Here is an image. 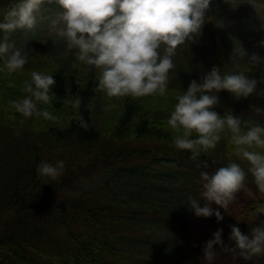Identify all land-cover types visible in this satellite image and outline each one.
I'll list each match as a JSON object with an SVG mask.
<instances>
[{
  "label": "trees",
  "instance_id": "16d2710c",
  "mask_svg": "<svg viewBox=\"0 0 264 264\" xmlns=\"http://www.w3.org/2000/svg\"><path fill=\"white\" fill-rule=\"evenodd\" d=\"M19 2L0 0V22ZM262 25L264 0H211L200 34L172 57L176 67L166 94L140 98H109L98 90L99 70L78 61L53 30L12 33L10 40L28 53V62L10 74L0 60V264H201L190 233L197 216L188 198L200 199V172L209 168L197 164L204 160L235 162L247 173L245 184L256 197L231 225H241L245 235L264 226V213L256 212L264 207V194L248 161L237 155L231 133L226 129L215 149L193 160L189 150L176 148L167 123L177 96L215 66L222 75L244 72L259 82L247 98L213 91L219 99L214 110L236 116L240 109L244 131V122L264 126V64L248 61L253 53L264 57L258 44ZM239 48L245 57L234 52ZM32 71L54 76L52 103L40 107L57 121L24 118L10 104L26 95L23 84ZM77 98L81 103L74 107ZM57 160L65 163L63 175L43 184L37 165ZM215 228L231 234L224 224ZM239 264H264V255Z\"/></svg>",
  "mask_w": 264,
  "mask_h": 264
},
{
  "label": "clouds",
  "instance_id": "9594fccd",
  "mask_svg": "<svg viewBox=\"0 0 264 264\" xmlns=\"http://www.w3.org/2000/svg\"><path fill=\"white\" fill-rule=\"evenodd\" d=\"M46 3L56 4L62 9L51 21L58 40L65 41L68 50H75L78 61L99 70L98 90L109 98H140L166 94L169 72L176 67L172 57L180 45L200 34L211 0H20L0 22V31L4 33L0 41V60H3L8 73L22 71L28 62V53L17 48L10 35L17 30L34 31L37 14ZM258 44L264 47V40ZM234 52L240 57L247 55L243 48L234 49ZM248 61L259 66L264 64V57L253 53ZM258 82L244 72L222 75L214 66L201 77V83L193 79L184 94L177 96L178 103L167 123L176 133V148L189 150L193 160L201 153L215 149L221 133L227 129L237 155L248 161V172L254 178L259 193L264 194V154L255 150H264V126H249L244 122L247 130H242L239 117L231 112L221 116L214 110L219 99L217 95L210 94L227 90L238 99L247 98L256 92ZM55 84L54 76L32 71L30 81L23 84L26 95L10 101V104L24 118L43 116L57 121L58 117L40 107L52 103ZM9 86L15 87L12 83ZM80 103L77 98L73 106L79 107ZM80 126L88 130L83 117H80ZM197 167L208 169L210 165L204 160ZM64 169L63 160L55 163L41 161L37 165L38 175L45 180L43 184L58 181ZM246 176L245 170L235 162L218 167L211 173L201 171L203 191L200 199L205 203L200 206V199L190 196V209L197 217L215 215L217 221L223 220L221 212L213 209L211 204L215 203L227 212L229 205L245 190ZM256 212L264 213V207H258ZM230 228V243L222 240V228L205 242L204 264H213L219 253L231 254L233 258L245 261L264 255V226L252 228L248 235L237 226L230 225ZM214 245L219 246V253Z\"/></svg>",
  "mask_w": 264,
  "mask_h": 264
},
{
  "label": "rangeland",
  "instance_id": "374dc122",
  "mask_svg": "<svg viewBox=\"0 0 264 264\" xmlns=\"http://www.w3.org/2000/svg\"><path fill=\"white\" fill-rule=\"evenodd\" d=\"M60 11H62V9L56 4L46 3L42 5L40 13L37 14L38 15L37 25L34 30H36L37 28L40 29V27H43L44 30H49V31L52 30L51 21L56 18V14ZM239 111L241 110L240 109H238L237 111L235 110V115L243 119L245 114L239 113ZM247 118L248 117H246L245 119ZM245 119L243 121H245ZM218 167H221V165H219L216 161H214L213 164H210L208 172L209 173L214 172ZM255 197L256 195L253 189L250 188L247 184H245V190L238 194L237 200L229 205L227 212L223 208H219V206L216 205L215 203L211 204V207L213 209H218L221 212L223 216V220L217 221L215 215L211 217H202V216L196 217L193 220L190 229L191 239L200 251L201 264H204L202 256H203V247L205 245V242L208 241L209 239H212L213 233L217 231L215 225L221 223L226 225V228H230L231 221H233L234 217L239 214L243 205L249 202L250 200L254 199ZM204 203L205 201L203 202V205ZM238 226L241 227V225L239 224ZM240 230L244 234L243 229L240 228ZM229 236L230 235L228 233H224V232L221 233V238L225 243H230ZM231 243L234 244V242ZM214 247L217 249L219 253V246L214 245ZM241 259L242 258H238V257L233 258L231 254L219 253L216 259L214 260L213 264H239V261Z\"/></svg>",
  "mask_w": 264,
  "mask_h": 264
}]
</instances>
